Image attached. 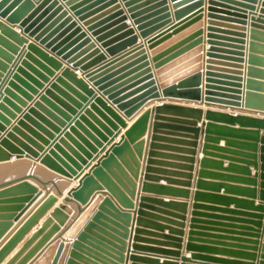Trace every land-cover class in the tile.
Here are the masks:
<instances>
[{"label":"crops","instance_id":"1","mask_svg":"<svg viewBox=\"0 0 264 264\" xmlns=\"http://www.w3.org/2000/svg\"><path fill=\"white\" fill-rule=\"evenodd\" d=\"M202 1V6L192 14L202 11V17L194 24L196 29H202V42L194 49L203 48V51L191 56H185L189 52L184 54L181 57L185 58H177L173 62H179L162 73L161 68L154 69L151 61L146 68L152 69L156 81L162 83L168 73L174 72L168 77L173 78L193 67H202L201 88L206 92L208 76L204 67L209 39L216 38L218 47L227 48L225 44L231 45L235 43L231 40L242 38L245 55L240 62L241 106L150 99L133 116L126 117L115 105L107 104L103 96L102 101L121 123L106 107L95 100L91 102L88 93L62 75L65 61L50 55L56 65L48 62L41 53L49 54L38 45V51L29 49L31 40L21 35L17 27L13 30L18 33L19 41L3 35L0 27V37L14 47L10 49L0 41V91L4 95L0 99V157L12 155L9 160L0 161V183L29 174L37 177L24 180L34 187L33 192L0 195V216L12 215L7 220L9 226L0 236V251L21 231L1 256L0 264H8L21 250L12 264L23 260L22 264H52L60 243L63 247L57 264H224L203 259L210 255L208 243L196 242L197 247L192 248L186 241L192 227V205H214L209 202L210 197L197 196L203 193L224 195L225 187L238 189L232 192L238 195L233 196L252 203L245 211L259 213L264 220V208L261 212L255 209L258 205L264 207V0H215L212 12L209 11L210 0ZM168 3L170 7L173 5L170 0ZM127 22L133 24L131 20ZM210 26L213 27L212 38H208ZM191 27L171 39L188 35ZM136 35L138 42L119 54L143 42L141 32L137 31ZM216 53L219 57L215 58L218 62L215 68L219 73L236 71L237 68L231 66L234 61L225 58L234 55ZM195 57L200 59L182 67ZM74 73L85 85H91L80 70ZM219 77L211 80L222 86L226 79ZM89 88L97 91L96 87ZM163 103L174 107L162 106ZM230 115L239 117L230 120ZM143 116V127L135 132L133 139L125 138L130 150L120 156L113 153L117 163L112 162L110 169L104 167L111 185L96 179L97 186L89 189L85 201L72 198L66 202L71 212L63 211L61 220L51 218L53 210L65 203L68 193L105 151ZM11 147L20 151L28 147L37 153L38 159L47 156L62 169H65L61 163L64 161L77 174L66 177L34 158H17L11 153ZM210 154L221 156L212 158L220 166L208 165ZM224 157H233V162ZM230 164L236 166L234 174L238 173V179L233 182L218 176L225 175L224 170ZM210 170L215 171L216 177L207 174ZM19 183L22 182L0 188V193L14 189ZM158 188L172 192H160ZM18 197L27 198L16 203L10 201ZM11 205H19V208L10 210ZM235 206L232 203L230 208L242 210ZM199 211L198 218L202 220H207L205 215L212 213L205 207ZM49 218L52 222L24 248ZM175 221L180 222L179 227ZM90 224L93 226L88 230ZM245 231L249 243L234 242L228 249L233 251L230 255L225 252V246L215 245L222 251L211 255L232 259L233 264H264V226L249 227ZM82 234L86 238L79 240ZM177 239L181 241L178 243Z\"/></svg>","mask_w":264,"mask_h":264},{"label":"water","instance_id":"2","mask_svg":"<svg viewBox=\"0 0 264 264\" xmlns=\"http://www.w3.org/2000/svg\"><path fill=\"white\" fill-rule=\"evenodd\" d=\"M170 1L173 3L171 7L168 5V0H0V20H4L0 23L1 33L3 35L5 33L11 40L19 41L18 33L13 30L17 27L21 31V35H25L29 41L31 40L32 43H28L27 46L29 49L38 51L36 45L40 46L49 54L48 56L41 53L42 56L54 65H56V62L50 55L65 61L66 67L62 70V75L69 77L83 92L88 93L91 102L95 100V102L106 107L102 101L105 97L104 100L107 104L115 105L126 117L133 116L150 99L207 102L208 106H211L210 102L224 104L225 106H241L242 91L239 88H241L240 82L243 81V77L241 76L242 65L240 62L242 63V58L245 55L242 38L231 40L235 43L225 44L227 48L218 47V41L214 40L216 38L209 39L210 48L205 54L208 59L205 61L206 66L204 67L206 76H208L206 79L207 85L205 86L206 92H203L201 88L202 67H193L173 78L168 77L174 72L168 73L162 78V83L156 81L152 69L146 68L150 66L151 61L154 69L161 68L159 72L162 73L177 64L179 61H173L184 54L189 52L185 56H191L196 52L203 51V48L194 49L202 42L200 37L202 29H196L197 26L194 25L202 17V11L192 14L194 10L202 6L203 1ZM213 2L215 0L209 2V11L211 12ZM188 14L192 15L188 16ZM211 16L209 15V18ZM182 18L185 19L182 20ZM127 20H131L133 24H128ZM209 23L211 24V21ZM190 26L192 27L187 32L188 35L181 34L176 39H171L174 34H178ZM212 28V26L208 28L210 34L208 38H212L211 36L214 34ZM137 31L141 32L143 42L119 54L127 47L138 42ZM241 35L237 34L236 36L242 37ZM166 40L169 41L165 45H161ZM0 41L8 48L14 49L2 37H0ZM216 52L234 55L231 58H225L234 61L231 66L237 68L234 69L236 71L219 73L216 69L218 62L215 58L219 57ZM183 58L185 57L180 59ZM199 59V57H195L182 67H186ZM78 70L91 83L89 86L96 87L97 91H92L93 88L90 89L81 79L75 77L74 72ZM219 76L226 79V83L222 86L215 85L219 83L213 84L214 82L211 80L215 77L220 78ZM3 96V92L0 91V99ZM163 104L162 106L174 107L168 103ZM106 108L115 119L122 123L121 119L110 108ZM229 117L230 120H233L238 119L239 116L230 115ZM144 121L145 116L137 120L115 145L105 151L104 156L96 162L91 171L80 179L78 185L68 193V197L64 200L65 203H61L57 209L53 210L51 218L56 217L61 220L63 211L71 212L66 202L73 199L85 201L89 189L93 185L97 186L96 179L104 184L111 185L104 167L110 169L111 163L116 162L113 153L120 156L126 150H130V143L125 138L133 139L135 132L143 127ZM104 128L108 131L106 127ZM2 143L8 146L5 141ZM10 149L13 150L11 153L16 154L17 158L24 156L34 158L66 177L77 174L64 161L60 160L65 167V169H62L47 156L38 159L37 153L28 147H26V151L16 150L12 147ZM11 156L9 154L4 155L0 157V161L9 160ZM69 160L77 166L73 159L69 157ZM36 178L35 175L29 174L2 182L0 188L18 182L22 183H19L14 189L0 193V195L18 191L33 192L34 187L24 180ZM26 198L18 197L10 201L16 203ZM48 200L51 201L52 197H49ZM106 202L110 203L108 199H106ZM17 208H19V205L8 207L10 210H16ZM11 216L10 214L0 216V220H3L0 221V236L9 226L7 220ZM51 218L40 225L38 232L24 248L45 230L52 222ZM92 226L93 224H90L87 229L89 230ZM55 228L56 226H54ZM20 234L21 231L0 251V258ZM84 238H86V235L82 234L79 240ZM75 246H78V244L76 243ZM62 247L63 243H60L52 264L58 263ZM21 253L22 250L8 264H12ZM23 262L24 260L20 264Z\"/></svg>","mask_w":264,"mask_h":264},{"label":"rangeland","instance_id":"3","mask_svg":"<svg viewBox=\"0 0 264 264\" xmlns=\"http://www.w3.org/2000/svg\"><path fill=\"white\" fill-rule=\"evenodd\" d=\"M221 157V156H218ZM217 155L210 154L208 158V165L209 166H220L219 163L214 161L212 158H218ZM226 159H229L233 162V157H224ZM234 167H236L234 164H230L228 167H226V170H224L225 175H218L219 177L225 178V181H230L233 182L234 179H238L237 175L238 173L234 174ZM215 171H208V175L210 176H215ZM220 173V172H219ZM218 177V178H219ZM210 188H215V186H209ZM215 191L216 189H209V191ZM234 188H229L225 187L224 188V195H218L215 193H203L199 194L197 197L199 198L202 196V199L206 197H210L209 201L211 204L214 205H209L205 206L202 204H193L192 205V219H191V231L190 235L188 236V239L186 243L189 244L192 248H196L197 243L196 242H202V243H208V253L210 255L203 256V259H208L210 262H217L218 263H224V264H233V260L229 258H221V257H216L211 254H219L220 250L217 246L215 245H223L225 246V252L230 254H233V251H230L228 249H231L232 245L234 242H244V243H249V239L247 238V234L245 230H247L249 227H262L264 226V220H261V214L259 213H250L249 210L251 207V204L248 203L247 200L245 199H238L235 198L233 195H238L232 193ZM158 191L160 192H165V191H171L168 189H161L158 188ZM238 191V189L236 190ZM172 192V191H171ZM183 191H178L177 193H180ZM218 192V191H217ZM246 192V191H244ZM176 193V191H175ZM234 203L236 208H241L242 210H236V209H231L230 206L231 204ZM162 205H166L162 203ZM220 205L225 206L219 207ZM205 207L206 209H209V211H212V213H208L207 220H202L198 218V215H201V212L199 211ZM263 205H258V207H255L256 210L262 211L263 210ZM204 215V213H202ZM236 215H240L241 217H236ZM253 217L256 218V220L252 219ZM258 219V220H257ZM184 220V219H182ZM145 223L147 224V220H145ZM176 225L179 227L178 221H175ZM173 228V227H172ZM242 230V234L239 233V231ZM241 234V235H240ZM178 243L181 241L180 239H177ZM187 244V245H188ZM214 245V246H213ZM229 247V248H228ZM235 254V253H234Z\"/></svg>","mask_w":264,"mask_h":264}]
</instances>
